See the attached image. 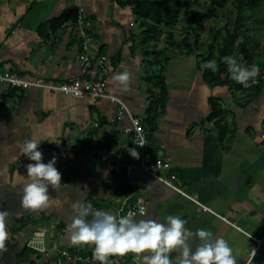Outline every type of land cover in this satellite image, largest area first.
<instances>
[{
	"label": "crops",
	"instance_id": "1",
	"mask_svg": "<svg viewBox=\"0 0 264 264\" xmlns=\"http://www.w3.org/2000/svg\"><path fill=\"white\" fill-rule=\"evenodd\" d=\"M81 5L87 17L83 28L76 23ZM141 31L131 6L119 0H0V72L64 81L78 73L81 53L107 57L110 92L145 120L149 160H166L164 174L169 178L174 173V184L199 202L137 166L127 207L145 198L148 211L142 219L164 223L166 216L179 215L189 230L208 229L225 239L237 264H264V86L255 94L234 91L251 101L231 105L230 86L207 83L198 55L172 54L163 63L169 99L150 125L147 109L158 89L146 80L148 48L139 43ZM123 72L130 75L127 88L115 80ZM212 98L222 104L223 129L210 120ZM128 126L119 105L107 99L17 90L0 82V211L8 213L7 264H72L75 256L83 264H98L92 246L70 242L72 205L80 202L119 217L128 197L115 194L118 176L128 180ZM27 139L41 141L43 162L55 156L62 174L59 189L49 188V206L39 212L21 206L26 165L34 163L21 152ZM36 233L44 234L47 252L32 254L24 263L20 253ZM198 243L190 241L193 252ZM63 251L69 256L61 258ZM143 255L116 257L115 264H144Z\"/></svg>",
	"mask_w": 264,
	"mask_h": 264
},
{
	"label": "clouds",
	"instance_id": "2",
	"mask_svg": "<svg viewBox=\"0 0 264 264\" xmlns=\"http://www.w3.org/2000/svg\"><path fill=\"white\" fill-rule=\"evenodd\" d=\"M222 63L233 81L248 88L255 84L260 68L253 64L244 66L233 56H224ZM204 69L218 71L216 60H209L202 65ZM118 84L127 88L130 75L123 72L115 77ZM39 140L27 139L21 146V152L30 161L26 165L27 182L23 186L21 206L33 212H39L49 206L51 197L49 188L59 189L62 174L55 167L56 157L43 162V154L39 149ZM145 143L137 144L143 146ZM130 155L136 159L139 153L130 149ZM74 215L69 225L70 242L76 246H92V258L98 264H115L110 258L123 257L129 253L136 258L142 256L144 264H237L233 249L222 237H214L208 229L189 230L188 221L179 215H168L161 223L152 219L136 220V212L129 211L117 217L107 211L93 210L91 205L80 202L72 205ZM140 208V214H144ZM8 213L0 211V250L5 248L9 233L6 230ZM92 219L88 220L87 217ZM197 239L199 243L193 252L190 241ZM178 253L175 260L172 253Z\"/></svg>",
	"mask_w": 264,
	"mask_h": 264
},
{
	"label": "rangeland",
	"instance_id": "3",
	"mask_svg": "<svg viewBox=\"0 0 264 264\" xmlns=\"http://www.w3.org/2000/svg\"><path fill=\"white\" fill-rule=\"evenodd\" d=\"M131 1L133 0H119L121 4ZM171 6L174 11L171 12L173 15L169 18L170 22H173L170 26L166 25L168 19L166 15H163L160 23L153 19L143 20L138 18V24L142 30L139 43L147 46L150 53H157L161 63L168 61L172 54H178L198 55L200 64L203 65L209 60H216L218 65V49L222 47L227 32H234L237 29L236 46L238 48L241 45H246L251 57H246L243 54L232 56L244 66L257 65L260 68V74L256 77V80L264 76V0H256L255 5L244 9L248 15L253 16L246 20H239L243 10L238 7L236 0H228L223 7L217 8L211 4V0H181L179 4L172 1ZM149 27H152L153 30L151 37L146 41L148 36L145 31ZM171 37L181 44L180 48L171 45ZM187 43L191 47H188ZM211 45L215 47L212 59L209 53ZM226 78L227 75L225 74L224 79ZM238 85L242 86L241 84ZM237 86L230 87V91H233L234 95L230 99L232 101L230 104L244 106L251 99L240 95L236 96L234 91L240 89ZM261 89L259 86L251 84L250 87L245 88V91L249 90L255 94L259 93ZM219 104L222 106L221 103ZM84 149L87 151L88 145ZM138 167L140 168V166ZM118 177L119 181L116 186L118 188L115 194L122 195L126 179L123 175ZM85 263L89 264V261L86 260ZM72 264H83V262L76 260Z\"/></svg>",
	"mask_w": 264,
	"mask_h": 264
},
{
	"label": "built area",
	"instance_id": "4",
	"mask_svg": "<svg viewBox=\"0 0 264 264\" xmlns=\"http://www.w3.org/2000/svg\"><path fill=\"white\" fill-rule=\"evenodd\" d=\"M86 9L84 6H79L76 14V23L80 28H83L86 24ZM88 39L86 38L84 43V48L87 49ZM79 71L72 78L64 81H58L55 79H48L44 77L28 78L16 72H0V82L9 86L10 88L17 90H30V89H42L50 92L63 93L65 95L72 96L76 99L93 98L96 100L107 99L112 103H117L119 105V116H127L130 120V126L125 129V132L131 135V145L130 149H135L139 153V158L136 159L130 155V162L125 168V173L128 178L127 183L134 186L133 175L137 168H140L154 179L159 182L173 188L179 193L187 196L188 198L196 201L197 199L193 196L187 194L182 189H180L176 184H174L167 175L164 174L169 168V164L166 160L157 158L154 160H149V132L145 125V120L142 117H136L131 114L127 105L114 96L110 92L108 75V58L100 55H91L87 52L81 53L79 55ZM254 84L259 86L264 85V76L256 80ZM115 120L113 119L112 122ZM262 139L264 140V133L262 134ZM141 142L145 143L142 147L137 145ZM132 196H128L122 204L119 212V217L126 215L129 211L136 212V220L142 219L148 211L147 201L145 198L138 197L135 203L127 207V202ZM199 203V202H198ZM140 208H144V214H140ZM261 243L262 240H257ZM28 247L39 253L47 252V242L44 234L36 233L29 241ZM256 250L253 251V254ZM69 253L63 251L60 253V257H68ZM116 263V257L110 258ZM80 261V257L75 256L74 261Z\"/></svg>",
	"mask_w": 264,
	"mask_h": 264
},
{
	"label": "trees",
	"instance_id": "5",
	"mask_svg": "<svg viewBox=\"0 0 264 264\" xmlns=\"http://www.w3.org/2000/svg\"><path fill=\"white\" fill-rule=\"evenodd\" d=\"M175 2L176 4H179L181 0H133L131 2H124L123 4L131 6L133 9L134 14L143 20L153 19L156 22L160 23L163 19V15L167 16L166 25L170 26L173 22H170L169 18L172 17L173 14H171L172 11H174V8L171 6V2ZM228 0H211V4L214 7H223L224 4ZM236 3L238 4V7L243 10L242 16L239 20H246L253 16H250L247 14L246 11H244L245 8H248L250 6H253L256 4V0H236ZM176 12V11H175ZM53 22H57L54 20ZM52 22V23H53ZM152 27H149L145 34L148 36L146 38V41L151 37L152 33ZM238 38L237 29L234 32H227L226 38L223 41L222 47L218 49V71L213 72L211 69H204V79L207 83L210 85L217 87V86H237L238 84L229 79L230 74L227 71V65L222 63V58L224 56H232L234 54H243L246 57H251V54H249V50L247 49L246 45H241L237 48L236 46V40ZM199 39V38H198ZM170 43L174 47H181V44L175 41L174 38H170ZM188 47H191L190 44L187 43ZM215 51V47L211 45L209 47V53L210 58H213ZM144 56H145V66L147 70V76L146 80L150 83H153L154 86L158 89V94L155 95L151 101L150 105L147 109V118L146 121L148 124L152 125L155 119L158 117V109L161 107L162 109L165 107L168 99H169V92L168 87L166 83V79L164 76L163 71V63H161L160 58L157 53H150L149 49L144 50ZM166 62V61H165ZM154 66H159V70L153 71L152 69ZM227 75V78L224 79V75ZM263 84L259 85V88H262ZM240 89H245L243 86H237ZM210 103L212 105L213 112L210 116V120H217L216 125L223 129V118L224 113L221 105L219 102L212 98L210 100ZM174 177L176 175L174 173H170L169 178L170 180L175 183ZM134 188L130 184L126 183L123 187L122 193L124 196H129L133 193ZM98 208V206H96ZM37 253L35 250L25 247L22 252L20 253L21 261L24 263H27L30 261L31 255Z\"/></svg>",
	"mask_w": 264,
	"mask_h": 264
},
{
	"label": "water",
	"instance_id": "6",
	"mask_svg": "<svg viewBox=\"0 0 264 264\" xmlns=\"http://www.w3.org/2000/svg\"><path fill=\"white\" fill-rule=\"evenodd\" d=\"M6 230H7V232H8V229H7V227H6ZM10 245V240H9V236H8V239H7V241L5 242V248L3 249V250H0V264H7L6 263V261L4 260V258H2L3 256H5L6 254H7V246H9ZM2 256V257H1Z\"/></svg>",
	"mask_w": 264,
	"mask_h": 264
},
{
	"label": "flooded vegetation",
	"instance_id": "7",
	"mask_svg": "<svg viewBox=\"0 0 264 264\" xmlns=\"http://www.w3.org/2000/svg\"><path fill=\"white\" fill-rule=\"evenodd\" d=\"M6 249H7V251H8V250L10 249V245H9V246H7V248H6ZM5 256H6V255H5ZM5 256H3V257L1 256V257H2V258H4V260L6 261V259H7V258H5ZM0 259H1V258H0Z\"/></svg>",
	"mask_w": 264,
	"mask_h": 264
}]
</instances>
